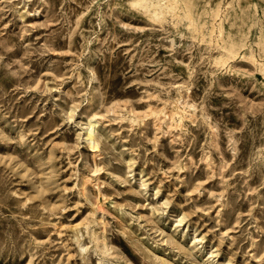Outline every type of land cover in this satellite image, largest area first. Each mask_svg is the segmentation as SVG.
<instances>
[{"label":"rangeland","instance_id":"obj_1","mask_svg":"<svg viewBox=\"0 0 264 264\" xmlns=\"http://www.w3.org/2000/svg\"><path fill=\"white\" fill-rule=\"evenodd\" d=\"M133 1L0 0V264H264V0Z\"/></svg>","mask_w":264,"mask_h":264},{"label":"bare ground","instance_id":"obj_2","mask_svg":"<svg viewBox=\"0 0 264 264\" xmlns=\"http://www.w3.org/2000/svg\"><path fill=\"white\" fill-rule=\"evenodd\" d=\"M183 2V0H182ZM133 6H140V5H144L146 8V11L150 12V14L152 16H155L158 14V12L164 11H170L169 9L176 7L177 5L175 4L174 0H134L132 2ZM184 5V4H183ZM142 9V8H141ZM163 13V12H162ZM176 15V14H175ZM161 16V15H160ZM154 18V17H153ZM157 19V18H156ZM193 23V21H192ZM187 25V24H186ZM223 49V47H222ZM234 54V53H233ZM238 54V53H236ZM263 54V53H261ZM253 56V55H252ZM222 59V58H221ZM225 59V58H224ZM232 59V58H230ZM226 60V59H225ZM255 60V59H254ZM180 108L179 107H174L173 108V114L176 115L177 113H180ZM97 122L95 121H91L88 120L87 122V126L85 127L84 131H83V137H84V141L87 144V146L92 150L93 152V156L96 158V152H98L99 149V142L96 140V136H95V126H96ZM100 169L96 166L94 171H99ZM85 182H87V180H84ZM101 212V211H100ZM100 224L103 226L104 223L103 221L100 219ZM102 244H103V249H105L107 247V244L105 243V236L104 235H99Z\"/></svg>","mask_w":264,"mask_h":264}]
</instances>
